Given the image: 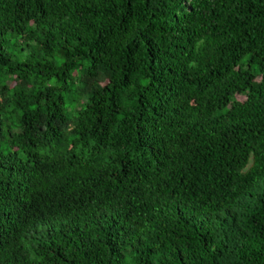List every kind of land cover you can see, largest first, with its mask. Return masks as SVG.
<instances>
[{"label": "trees", "instance_id": "1", "mask_svg": "<svg viewBox=\"0 0 264 264\" xmlns=\"http://www.w3.org/2000/svg\"><path fill=\"white\" fill-rule=\"evenodd\" d=\"M0 264H264V0H0Z\"/></svg>", "mask_w": 264, "mask_h": 264}, {"label": "rangeland", "instance_id": "2", "mask_svg": "<svg viewBox=\"0 0 264 264\" xmlns=\"http://www.w3.org/2000/svg\"><path fill=\"white\" fill-rule=\"evenodd\" d=\"M7 47H8V50H9L10 52L17 51V50H19V48H20L19 45H18L17 40H16V39H13V38H12L11 41L7 44ZM238 99L241 100V101L245 100V98H243V97H241V96H239Z\"/></svg>", "mask_w": 264, "mask_h": 264}]
</instances>
